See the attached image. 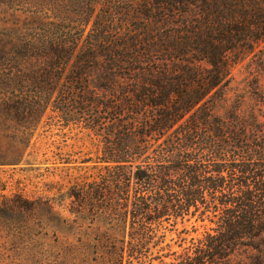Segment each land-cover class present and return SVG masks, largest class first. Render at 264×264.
<instances>
[{"label": "trees", "instance_id": "obj_1", "mask_svg": "<svg viewBox=\"0 0 264 264\" xmlns=\"http://www.w3.org/2000/svg\"><path fill=\"white\" fill-rule=\"evenodd\" d=\"M262 72L264 0H0V166L47 120L87 133L98 166L66 216L2 195L0 256L14 241L34 264L139 263L197 215L214 226L164 264H264Z\"/></svg>", "mask_w": 264, "mask_h": 264}, {"label": "rangeland", "instance_id": "obj_2", "mask_svg": "<svg viewBox=\"0 0 264 264\" xmlns=\"http://www.w3.org/2000/svg\"><path fill=\"white\" fill-rule=\"evenodd\" d=\"M249 63V60H245L234 67L232 86L244 88L250 73L255 71V65L251 63L249 66ZM259 79L264 87V72L259 73ZM95 154L94 142L87 133L76 127H62L47 120L34 134L28 155L22 164L0 166V200L2 195L13 194H21L29 199L48 198L55 209L66 216L68 199L65 192L74 183L90 181L97 174L98 166H94L92 162H83L89 157L93 158ZM213 226L208 219L201 220L197 215H186L183 219L178 218L176 222L164 223L163 228L154 234L155 243L147 246L142 262L134 264L170 262L202 238ZM124 238L128 240V235H124ZM21 244L23 243L5 242L0 264L32 263ZM249 254H244L241 258L246 260ZM53 264L61 263L55 261ZM62 264L70 263L65 261Z\"/></svg>", "mask_w": 264, "mask_h": 264}]
</instances>
